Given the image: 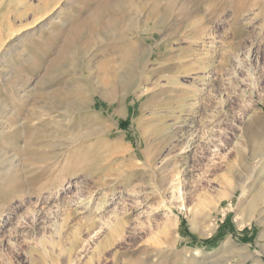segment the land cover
I'll return each instance as SVG.
<instances>
[{"label":"rangeland","instance_id":"374dc122","mask_svg":"<svg viewBox=\"0 0 264 264\" xmlns=\"http://www.w3.org/2000/svg\"><path fill=\"white\" fill-rule=\"evenodd\" d=\"M82 1L41 14L42 0H0V115L10 126L0 146L18 163L0 175V264H186L196 247L203 254L188 264H253L254 254L264 263V210L262 222L237 224L263 205L264 0L149 1L145 25L131 28L127 9L69 49V30L97 4ZM136 35L143 52L125 101L92 93L64 106L78 82L105 85L103 59ZM22 94L19 122L33 104L52 113L38 108L17 125ZM93 116L101 128L85 130ZM191 218L215 228L201 235Z\"/></svg>","mask_w":264,"mask_h":264},{"label":"bare ground","instance_id":"6f19581e","mask_svg":"<svg viewBox=\"0 0 264 264\" xmlns=\"http://www.w3.org/2000/svg\"><path fill=\"white\" fill-rule=\"evenodd\" d=\"M30 0H26L25 3H31L29 2ZM60 0H42V3H44L43 8L41 10V14L46 13L47 11H49L51 9V7L55 4V3H59ZM70 1V0H69ZM153 1V3H159L158 5H160V3H175L177 0H94L93 3H97L95 4L94 7H91V11L88 16V18L84 19V21H81V23L76 27V28H69V35L67 36L65 42H64V46L68 47L69 49L74 47V42L77 41L76 39L81 35H83L85 33V29H97L98 27L102 28L101 26L105 25L106 21H111L114 22L115 24H119L120 23V19H117V15L120 16L123 11L126 12L127 9H130V13H132L131 16V28L132 27H139L142 25H145L146 23H144L143 21H139L138 18V14L139 12L141 13L142 7L144 6L145 3ZM164 1V2H162ZM183 1V0H182ZM68 3V1H66ZM82 3H91L89 0L86 1H82ZM152 3V2H151ZM176 4V3H175ZM146 5V4H145ZM149 5V4H148ZM164 5V4H163ZM30 6V5H29ZM175 6V5H174ZM177 6V5H176ZM156 8V7H155ZM87 9V8H86ZM176 9V8H175ZM110 10V12L112 11V15L111 16L112 19H109V17H107V19H104L103 22L99 21L98 17L101 15V13L103 11H107ZM152 11V9H150ZM149 11V10H148ZM127 13V12H126ZM124 15V14H123ZM130 16V14H127ZM146 15V14H145ZM54 17L52 19L55 20ZM122 18V17H120ZM147 18V17H146ZM127 20V19H126ZM150 20V18H149ZM122 22V19H121ZM127 22V21H126ZM129 23V22H128ZM51 24V23H50ZM78 24V23H77ZM47 23H43L41 25L42 26H46ZM112 25V24H111ZM53 26V23H52ZM106 26V25H105ZM109 27V25H107ZM126 27V25H125ZM124 27V29H125ZM104 28V27H103ZM110 28V27H109ZM138 29V28H137ZM135 29V31L137 30ZM123 30V28H122ZM52 31V30H51ZM95 31V30H94ZM109 31V30H108ZM107 31V32H108ZM120 31V30H119ZM133 32V31H132ZM138 32V31H137ZM109 33V32H108ZM115 33V32H114ZM85 35V34H84ZM87 35V34H86ZM90 36V34L88 35ZM87 36V37H88ZM110 36V35H109ZM125 36V35H124ZM82 37V36H81ZM85 37V36H84ZM113 37V36H112ZM143 37V36H142ZM78 38V39H79ZM86 38V37H85ZM115 38L118 39H122V37L120 36V34L116 35ZM81 39V38H80ZM113 39V38H112ZM111 40V39H110ZM109 40V41H110ZM114 40V39H113ZM112 40V41H113ZM138 40V36L136 35L135 37H133L131 40L126 41L125 43L121 42V41H116L114 43L115 46V53L114 54H108V55H104L105 58L103 59L102 63H101V69H102V73H103V79H105V85L102 86H98L95 85L94 81L91 80V85L87 86V88H85L86 91L85 92L83 86L78 82L77 84H75V88L74 90H71L69 92H67L66 94L62 95L61 101H64V106L65 105H71L77 108H81L86 102L87 99L89 98V96L92 95V93H96L98 94L102 99L107 100V101H117L118 103L120 102L119 97L120 94H122L123 99L125 101V84L127 82H129L130 80L133 79V74H134V66L135 63L137 61V59H139V57L142 55L143 52V47H141V45L139 44ZM83 41V40H82ZM111 41V42H112ZM115 41V40H114ZM140 41V40H139ZM78 42V41H77ZM121 42L119 45L118 43ZM81 43V42H79ZM123 43V44H122ZM1 44V43H0ZM113 44V43H112ZM79 45V44H78ZM78 47V46H77ZM76 47V48H77ZM113 47V46H112ZM114 48V47H113ZM109 49V48H107ZM77 51V50H75ZM106 51V50H105ZM112 52V51H110ZM69 54V53H68ZM105 54V53H104ZM61 57V56H60ZM55 56L54 59H52L50 62L52 63L53 66H57V62H58V58H60ZM63 57V56H62ZM80 59V58H79ZM74 66V65H73ZM139 66V65H138ZM137 70V69H136ZM140 71V70H139ZM96 74V71L93 70L91 73V76L94 77ZM140 74V73H139ZM97 76V75H96ZM136 76V75H135ZM140 76V75H139ZM141 77V76H140ZM139 78V77H138ZM89 79V78H88ZM87 79V80H88ZM94 79V78H93ZM141 79V78H139ZM78 80V79H77ZM135 80V79H134ZM89 83V82H88ZM67 91V90H66ZM18 95V94H17ZM22 97H27V95L22 94L20 96ZM55 98L51 97L50 98V102L53 103V100ZM49 101V100H48ZM24 100L23 98L20 99L18 98L16 106H15V110L13 111V113L15 114V116H13V120L15 122H18L17 125H21L23 122H26L28 119L31 120L32 118H34L36 116V110L39 108V110H41V112H43V114H49L52 113V108H49L50 111L44 109L42 106L40 105H36L33 104V107L30 108V110L28 111L27 116H25L24 118H21L22 120L19 122V118L20 116L23 114L22 110H23V106H24ZM122 103V102H121ZM42 105V104H41ZM126 105V104H125ZM126 107V106H125ZM75 109V108H74ZM73 110V109H72ZM65 111V110H64ZM123 110L118 109L115 112L117 114H120ZM60 112V111H59ZM1 113V110H0ZM12 113V114H13ZM65 113V112H64ZM11 114V112H10ZM9 114V116H10ZM13 114V115H14ZM56 114V113H55ZM61 114V113H60ZM25 115V114H24ZM58 116V115H57ZM63 116V115H62ZM113 116V115H112ZM22 117V116H21ZM54 117V116H52ZM11 118V117H10ZM92 118V119H91ZM88 118V120H84L82 123L83 126H87L86 128H84L85 130H99L100 125L99 122L96 121L97 118L91 117ZM114 118V117H113ZM18 119V120H17ZM11 121V120H10ZM89 121V123H88ZM58 123V120L55 121ZM91 123V124H90ZM90 125V126H89ZM261 125V120L257 117H253V121L251 120V127L253 126V128H257L260 127ZM250 126V124H249ZM247 127V126H246ZM10 126L7 125V123H5V121L2 120V115H0V142L5 144V136L9 131ZM19 128V127H18ZM248 128H246L245 130H247ZM258 129V128H257ZM73 130V129H71ZM251 131V130H250ZM95 132V131H94ZM98 132V131H97ZM14 133V136L17 137L16 135L21 133L20 129H16ZM69 133V132H68ZM71 133V132H70ZM75 133H77L75 131ZM247 133V132H246ZM245 133V134H246ZM78 134V133H77ZM76 134V135H77ZM167 137H171L172 132L168 131L167 132ZM250 134V133H249ZM252 134V133H251ZM21 135V134H20ZM81 135V134H79ZM8 136V135H7ZM247 136V134H246ZM248 137V136H247ZM14 138V137H13ZM22 138V137H21ZM76 138V137H75ZM72 139V138H71ZM166 139V137L164 138ZM15 141V146L18 148V152L23 151L22 149V145L16 141ZM250 142V141H249ZM61 143H55L54 145H60ZM114 148L118 147L117 144H113ZM3 148L0 146V175L4 176L5 178L9 175V173L14 169V167L18 164L16 163L17 161V156L16 154H9L6 150V147L4 145H2ZM14 146V145H13ZM61 146H63L61 144ZM116 146V147H115ZM15 148V147H14ZM20 149V151H19ZM183 149V148H182ZM181 150V149H180ZM145 152V151H144ZM151 153V152H149ZM147 153V154H149ZM19 155V154H18ZM146 155V154H145ZM16 156V157H15ZM138 157V156H137ZM132 158V157H131ZM130 158V159H131ZM136 158V157H135ZM149 158V157H148ZM2 168V169H1ZM13 172V171H12ZM12 174V173H11ZM1 177V176H0ZM13 177V176H12ZM3 178V177H2ZM1 179V178H0ZM4 180V179H3ZM260 203H263V205H259L257 206V208H255V204L254 206H249L247 207V211L245 212V214H243V216H240L237 218V224H239L240 226H242L245 223H249L254 219H258L260 222H262L263 220V210H264V194L261 197ZM254 207V209H253ZM238 211V209H237ZM197 218H191V224H192V228L197 229V231L203 235L206 234L207 232L212 231L215 228V223L214 221H212L211 226H207L205 225L203 222L197 221ZM226 240L225 244L227 243ZM203 254V251L196 247L193 248L191 250V258H188L186 260V264L190 263V262H195L197 255ZM256 254H258L256 252ZM251 254L249 253V255H247L248 257ZM256 255H251V259L253 260V264H264L261 263L257 257H255ZM225 264V263H224ZM227 264H231V263H227Z\"/></svg>","mask_w":264,"mask_h":264},{"label":"trees","instance_id":"16d2710c","mask_svg":"<svg viewBox=\"0 0 264 264\" xmlns=\"http://www.w3.org/2000/svg\"><path fill=\"white\" fill-rule=\"evenodd\" d=\"M189 239H191V237H189ZM195 242L206 247H213L215 245V241H211L208 239H195ZM191 243H193V241H191Z\"/></svg>","mask_w":264,"mask_h":264}]
</instances>
